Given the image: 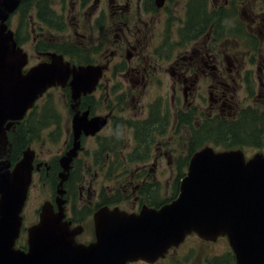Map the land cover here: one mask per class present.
<instances>
[{"label": "flooded vegetation", "instance_id": "flooded-vegetation-1", "mask_svg": "<svg viewBox=\"0 0 264 264\" xmlns=\"http://www.w3.org/2000/svg\"><path fill=\"white\" fill-rule=\"evenodd\" d=\"M197 1L57 0L53 5L52 0H46L39 19L43 24L41 31L28 39L20 37L18 30L11 26L12 16L8 20L17 46L28 56L23 72L50 61L52 53L62 55L72 72L65 85L56 83L40 94L21 119H9L4 123L3 160L9 159L12 171L24 157V151L33 150L32 181L26 202L39 175L44 184L52 188V197L46 201L52 202L55 210L58 209L60 174L67 173L62 186L65 193L61 197L65 202V219L71 221L72 227H82V233L76 236L78 242L89 244L96 240L95 214L104 207L138 214L144 207L159 209L178 196L180 181L185 175L161 181L152 171L159 162L166 160L169 164L172 161L176 127L185 125L182 119H188L176 121L175 96L179 87H183L188 99L194 82L201 77L205 84L209 81V106L218 112L212 111L215 118L202 125V135L206 137L214 127L219 130L224 120H237L242 111L252 109L240 108L238 102L251 99L257 82L260 87L264 86V6L258 12L251 9L248 15L244 12L246 6H241L248 0H213V4L205 6L204 12L205 1ZM174 5L180 6L179 14L173 11ZM248 5L247 8L251 3ZM242 13L247 15L246 28L237 25ZM174 21L177 29H174ZM230 39L242 43L245 40L247 50L231 44ZM193 42L198 46L193 45L191 50ZM37 57L42 59L36 62ZM87 65L100 67L101 74L95 88L74 101L69 85L74 77L73 69L78 72ZM164 81L169 83L170 96H166V101L164 96L154 98L153 105L143 112L145 106L141 98L145 89L152 85L164 86ZM56 88L70 91L72 113L65 149L57 162L41 159L34 146L49 120L45 115L40 121L44 127L39 129L34 116L44 108L52 116L47 103ZM243 92L245 95L239 99ZM134 101L140 105L139 115L128 108ZM226 109L233 113L232 118L224 116L230 113ZM84 112H88L89 119L100 117L106 122L94 134L82 133L80 149L69 170L65 171L60 159L73 146V118ZM179 115L187 114L181 110ZM87 139L95 140V146L88 156L79 157ZM207 141L202 140L203 147L211 146ZM79 161L82 165L76 173ZM24 208L23 227L16 246L27 249V237L20 243L25 230ZM86 230L91 239L84 241L81 236ZM128 264H237V259L227 236L206 239L193 232L154 262L140 259Z\"/></svg>", "mask_w": 264, "mask_h": 264}, {"label": "water", "instance_id": "water-1", "mask_svg": "<svg viewBox=\"0 0 264 264\" xmlns=\"http://www.w3.org/2000/svg\"><path fill=\"white\" fill-rule=\"evenodd\" d=\"M22 1L0 0V264L154 262L193 232L206 239L227 236L237 264H264V154L247 158L240 148L216 151L205 146L195 151L178 196L159 209L144 207L138 214L118 208L98 210L96 240L89 244L76 240L82 227H72L65 219L61 195L67 173L62 172L58 209L44 202L38 222L27 228V249L16 246L32 181L34 151L25 150L10 171L9 159L3 160L4 123L21 119L40 94L56 83L65 85L72 72L70 64L56 53L50 61L23 72L27 56L17 47L7 24ZM73 73L69 85L76 101L95 88L101 69L87 65L78 72L74 68ZM105 122L100 117L89 119L88 112L75 114L73 146L60 159L65 171L80 149L82 133L94 134Z\"/></svg>", "mask_w": 264, "mask_h": 264}, {"label": "rangeland", "instance_id": "rangeland-1", "mask_svg": "<svg viewBox=\"0 0 264 264\" xmlns=\"http://www.w3.org/2000/svg\"><path fill=\"white\" fill-rule=\"evenodd\" d=\"M193 1V0H192ZM204 7L203 11L205 12V6L208 4H213V0H203ZM46 3V0H26V2L20 6L19 10H17L14 14H12L11 17V26L14 29L18 30V33L20 37L23 39H28V36H34L36 33H39L41 31L42 23H40V14L42 10V5ZM199 2V0L197 1ZM251 3V6L247 8L248 3ZM52 4L56 5L57 0H52ZM184 2H182V5ZM48 6H51L48 4ZM173 11L175 14H179L180 6L174 5ZM241 6H246L244 12L246 14L251 13V9L253 11L258 12L263 9L264 6V0H248V2L243 1L241 3ZM51 8H55L54 6H51ZM207 10L210 11L211 9L207 7ZM202 12V14L204 13ZM247 15H244L242 13V19L240 21L237 20V25L244 27H247V18H245ZM193 17H195V13L193 12ZM196 20H194L195 22ZM194 22L190 25H193ZM235 25V24H233ZM45 28V25H44ZM174 29H177V23L174 21ZM49 31V29H47ZM52 31V29H51ZM203 42V40H202ZM231 44H236L241 50H247L246 42L242 43L241 40H233L230 39ZM240 42V44H237ZM193 45L195 47L198 46V43L193 42L190 45L191 50H193ZM203 46V45H202ZM33 50V49H32ZM36 52V51H33ZM102 52V51H100ZM36 55L37 52H36ZM42 58L37 57L36 62ZM118 58L116 59V61ZM182 63V62H180ZM204 78V77H203ZM202 77L199 81L194 82L193 85H191V88L189 90L188 99L185 98V93L183 90V87L178 88V95L175 96V112H176V121L179 118L187 117V120H183L182 122H185V125L180 124L178 127H176V131L174 134V148L171 154V162L168 164L166 160L163 162H159L160 165L156 168L152 173L156 175L161 181H166L167 178L170 177H178L179 169H182L186 172L188 162L192 156V154L195 152V150L201 149L203 147L202 140L207 141L210 143L211 146L214 147L216 151L224 150L226 149L224 144V139L217 134L222 132V130L226 129L223 125L222 130H218L217 127L213 128V132L203 136L202 135V125L205 122H209V119H214V112H218L217 110L213 109L209 106L210 103V94L208 89L209 81L205 84L204 79ZM206 80V79H205ZM169 83L167 81H164V86H148L145 89V92L141 98V103H144V109L143 112H147L148 108L153 105L152 100L154 98H157L158 96H164V101H166V96H170ZM244 92L240 93V97L244 96ZM170 101V98H169ZM70 103V91L68 88H62L55 90H52L49 96V101L47 105L49 106L47 108L50 115L49 116L46 108H44L41 112L37 113L34 116V119L37 123V127L39 129H42L44 125L40 122L44 116L46 115L49 120L45 123L46 130L42 133V136L38 141H36V144L34 145L38 153L40 154L41 159H45L46 161L51 160L57 162L59 155L63 153L65 149V142L68 139L69 135V126L71 125V118L72 113L71 109L69 107ZM240 104V108L242 107H252V109L257 112L256 116L258 117L262 110H264V86L260 87L256 85V90L254 95L251 97V99L244 101L243 103L238 102ZM149 104V106H148ZM139 103L132 102L128 104V108L130 109L131 113L135 115L140 114V110L138 109ZM183 110L187 115L180 116L179 111ZM226 111L230 112L229 115H224L227 118H232L233 113L226 109ZM225 117H223L222 120H224ZM255 120V119H254ZM224 121H232L230 120H224ZM227 124V122H226ZM255 131L258 135L257 140L259 144H262L261 146H254V145H246L243 146V150L246 154L247 158H250L254 156L257 153H263L264 154V133H260L257 131V127H254ZM264 131V128H263ZM95 146V140L87 139L84 144L83 151H80L79 157H86L91 152V148ZM232 148H239L237 146H233ZM17 151L15 150V153ZM78 165L76 166V173L80 170L81 167V161H79ZM118 170L115 169V172ZM52 188L48 184H44V180L41 179L39 175H37L36 182L31 186L29 201L26 202V206L24 208V227L25 230L22 231L20 243L26 240L27 237V231L26 228L35 223L38 219V213L41 204L46 201L50 200L52 197ZM77 195V194H76ZM80 238V237H79ZM82 240L91 239V234L89 232H86L81 236ZM81 240V241H82ZM19 243V244H20Z\"/></svg>", "mask_w": 264, "mask_h": 264}, {"label": "trees", "instance_id": "trees-1", "mask_svg": "<svg viewBox=\"0 0 264 264\" xmlns=\"http://www.w3.org/2000/svg\"><path fill=\"white\" fill-rule=\"evenodd\" d=\"M25 2L26 0L22 2L21 6ZM256 114L257 112L252 109H245L239 114L237 120L222 122L219 130H222L223 125L226 129L222 130V132L218 133L217 135L224 139L226 149L232 148L233 146L242 148L246 145H254L257 147L262 145L256 142L257 140H255L258 138V135L254 127H257L258 132L262 134L264 133V110L261 111L258 117ZM184 175L185 171L179 169L177 178L180 179Z\"/></svg>", "mask_w": 264, "mask_h": 264}]
</instances>
